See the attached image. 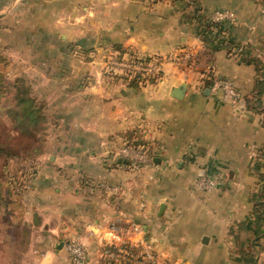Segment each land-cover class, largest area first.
<instances>
[{"label":"crops","instance_id":"obj_1","mask_svg":"<svg viewBox=\"0 0 264 264\" xmlns=\"http://www.w3.org/2000/svg\"><path fill=\"white\" fill-rule=\"evenodd\" d=\"M220 11L235 14L222 35L264 67V0H0V44L27 55L55 129L24 198L28 264H71L70 238L102 263L132 222L178 264H264V85L256 101V65L202 38ZM130 54L162 76L132 84L117 60ZM130 131L150 146L141 167L117 164ZM201 177L222 183L207 192Z\"/></svg>","mask_w":264,"mask_h":264},{"label":"trees","instance_id":"obj_2","mask_svg":"<svg viewBox=\"0 0 264 264\" xmlns=\"http://www.w3.org/2000/svg\"><path fill=\"white\" fill-rule=\"evenodd\" d=\"M200 6L196 4V18L203 20L199 14ZM202 38L216 48H226L230 54H238L243 61L254 63L259 72L255 100H259L261 88L264 85V67L258 58L248 56L246 47L226 39L220 32L221 22L209 19L204 20ZM213 28L217 29L214 33ZM213 31V32H212ZM242 47L238 53L237 48ZM119 51L121 47H117ZM133 62L147 64L150 58L137 57L130 54ZM11 60L3 50H0V251L5 247L12 248L14 231L22 227L26 243H29L31 230L24 219L26 192L32 187L38 172L42 155L45 153L46 129L48 119L44 102L34 94L33 87L22 78L8 77V68ZM162 71L154 76L140 74L132 77V84L143 79L158 80ZM206 86H212L208 80ZM251 107V106H250ZM254 109L264 112L259 105H252ZM126 145L142 147L146 152L150 146L142 136L134 131L128 132ZM117 164L132 166L133 160L119 158Z\"/></svg>","mask_w":264,"mask_h":264},{"label":"built area","instance_id":"obj_3","mask_svg":"<svg viewBox=\"0 0 264 264\" xmlns=\"http://www.w3.org/2000/svg\"><path fill=\"white\" fill-rule=\"evenodd\" d=\"M224 19L230 21L235 20V14L231 11H220L216 12L212 18V21L220 22ZM217 32V30H216ZM242 47L237 48L235 51L238 53L241 51ZM235 56L238 54L234 53ZM125 65H128L125 63ZM129 66L136 68H142L144 74L148 76H154L162 71L160 64L151 59L147 64L143 66L140 62H130ZM126 67V68H128ZM212 69V68H211ZM212 91L220 92L223 96L232 101V103H237L240 99L238 90L230 81L215 80L211 87ZM132 147L126 145L118 149V153L121 157H129L134 161L135 165L140 161L146 162L150 160V156L147 154L143 148ZM222 183L220 179H211L206 177H201L198 180L199 186L207 192L214 190L218 185ZM108 189H113L108 187ZM145 203L141 202V207H144ZM114 229H117L115 226ZM65 248L68 253L69 260L71 264H94L90 262L89 248L78 238H70L65 242ZM106 259L102 263L97 264H178L175 261L163 258L156 249L154 242L149 240L145 236L144 228L141 224L137 222H132L130 225V231L127 232L124 238L121 239L119 244L112 243L106 249Z\"/></svg>","mask_w":264,"mask_h":264},{"label":"rangeland","instance_id":"obj_4","mask_svg":"<svg viewBox=\"0 0 264 264\" xmlns=\"http://www.w3.org/2000/svg\"><path fill=\"white\" fill-rule=\"evenodd\" d=\"M0 50H3L4 53L6 54V56L11 60V64L8 68V77L10 78H18V77H22L24 78L28 84H32V81H30L32 75H33V69L29 63L28 57L27 55L24 54H19L16 53L15 51H10L7 50L4 46V44H0ZM131 55L128 58H117L118 60V65H120L119 67H121L123 69V72L126 74H130L132 77L134 75L140 74L142 77H144V70L140 67L136 68L133 66H129L130 62H132V60L130 59ZM148 58V57H145ZM128 64V65H125ZM135 63V62H134ZM140 65H144L143 63L140 62ZM128 67V68H126ZM144 67V66H143ZM146 75V74H145ZM142 82V81H140ZM38 83H36L37 85ZM33 85V84H32ZM35 86L33 85V88ZM54 128L48 127L46 129L47 133H46V139L48 141L49 136L54 133ZM50 145L45 142V153L43 155H48V153L50 152L51 148L49 147ZM123 146H126V144H124ZM131 148V147H130ZM132 147V150L133 151ZM130 160H132L129 157ZM143 162L140 161L139 163H137V165H141ZM141 167V166H140ZM262 192H259V194H257V196L259 197L258 199L264 200V179H262ZM256 196V195H255ZM260 204H264V202L260 203ZM261 205V206H262ZM261 211H260V215L264 214V208L260 207ZM25 213H24V217H25ZM166 225V224H165ZM15 235H14V241H13V247L12 248H7L5 247L3 249V253L2 251H0V264H28V261L30 259L28 252L30 249V241L27 244L26 243V239H25V233L24 230L22 229V227L15 229L14 231ZM155 245V243H154ZM156 246V245H155ZM173 260H174V256H173Z\"/></svg>","mask_w":264,"mask_h":264},{"label":"water","instance_id":"obj_5","mask_svg":"<svg viewBox=\"0 0 264 264\" xmlns=\"http://www.w3.org/2000/svg\"><path fill=\"white\" fill-rule=\"evenodd\" d=\"M187 89V84L186 83H182L181 85H179L178 87H175L172 91V95L178 99H182L185 92ZM158 160V159H157ZM165 205H161V212L160 215L162 214V211L164 210Z\"/></svg>","mask_w":264,"mask_h":264}]
</instances>
